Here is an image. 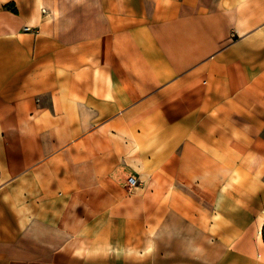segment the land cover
<instances>
[{
  "label": "crops",
  "instance_id": "obj_1",
  "mask_svg": "<svg viewBox=\"0 0 264 264\" xmlns=\"http://www.w3.org/2000/svg\"><path fill=\"white\" fill-rule=\"evenodd\" d=\"M23 1L0 264H264V0Z\"/></svg>",
  "mask_w": 264,
  "mask_h": 264
},
{
  "label": "built area",
  "instance_id": "obj_2",
  "mask_svg": "<svg viewBox=\"0 0 264 264\" xmlns=\"http://www.w3.org/2000/svg\"><path fill=\"white\" fill-rule=\"evenodd\" d=\"M137 184V180L134 177H128L126 180V186L129 188H132L134 186H136Z\"/></svg>",
  "mask_w": 264,
  "mask_h": 264
},
{
  "label": "rangeland",
  "instance_id": "obj_3",
  "mask_svg": "<svg viewBox=\"0 0 264 264\" xmlns=\"http://www.w3.org/2000/svg\"><path fill=\"white\" fill-rule=\"evenodd\" d=\"M27 1H29V0H24L22 3V5H24V7H27L29 4H28V2ZM13 10H15V9H13Z\"/></svg>",
  "mask_w": 264,
  "mask_h": 264
},
{
  "label": "trees",
  "instance_id": "obj_4",
  "mask_svg": "<svg viewBox=\"0 0 264 264\" xmlns=\"http://www.w3.org/2000/svg\"><path fill=\"white\" fill-rule=\"evenodd\" d=\"M14 13H16V10H13ZM262 239H264V229H262Z\"/></svg>",
  "mask_w": 264,
  "mask_h": 264
}]
</instances>
